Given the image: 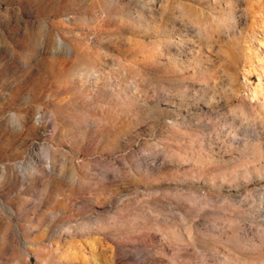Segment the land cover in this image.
I'll return each instance as SVG.
<instances>
[{
    "label": "rangeland",
    "instance_id": "obj_1",
    "mask_svg": "<svg viewBox=\"0 0 264 264\" xmlns=\"http://www.w3.org/2000/svg\"><path fill=\"white\" fill-rule=\"evenodd\" d=\"M0 264H264V0H0Z\"/></svg>",
    "mask_w": 264,
    "mask_h": 264
}]
</instances>
